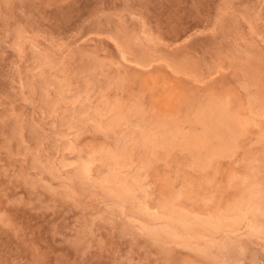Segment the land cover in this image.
Segmentation results:
<instances>
[{
    "label": "rangeland",
    "instance_id": "obj_1",
    "mask_svg": "<svg viewBox=\"0 0 264 264\" xmlns=\"http://www.w3.org/2000/svg\"><path fill=\"white\" fill-rule=\"evenodd\" d=\"M206 103L240 137L204 171L137 146L172 122L202 154L219 141L197 123ZM111 176L139 185L121 200ZM251 188L264 193V0H0V264H264V215L228 212ZM171 197L185 220L230 217L159 240Z\"/></svg>",
    "mask_w": 264,
    "mask_h": 264
},
{
    "label": "bare ground",
    "instance_id": "obj_2",
    "mask_svg": "<svg viewBox=\"0 0 264 264\" xmlns=\"http://www.w3.org/2000/svg\"><path fill=\"white\" fill-rule=\"evenodd\" d=\"M227 113H226V108L224 107V105H221V103L219 104L206 103V105L204 104L203 106H200L199 108L196 109V116H197L196 120H197V123L199 122L201 124L204 130V133L211 134L216 139L218 138L217 140H219L217 141L218 143H216L215 145L211 147L209 146H206L207 148L201 147L203 148L202 154H201L202 151L195 152V150H193L198 145L201 139L196 138V137L181 135V133L179 134L177 131H173L172 129H176V126L172 122L165 123V126H167L166 128H168V131L164 130L160 132V134L156 137L150 136L148 134H142V136H140L141 140L138 139L139 141L136 144L137 146L139 145V147L140 146L143 147V149H145L147 152H150V153H153L156 150V148H162V149L169 148L168 150H170L171 147H178V148L184 149L191 154L193 165L199 170L204 171L209 165H211L213 156L218 155V154L220 155V154L229 153L228 151H230V149L233 147V144L237 141L238 137H240V132H239L240 130H239V125H238L239 123H237L235 119H231V117L229 118L227 116ZM149 119L150 117L148 116L147 117L141 116L138 120L139 122L144 123V122H147ZM116 124H117V119L112 121L111 125L115 126ZM122 152L123 151L118 149L114 151V153H112L113 155L109 153L106 154L104 152L101 155H102V158H104L106 161L113 162L115 160V157L116 156L118 157V155L122 154ZM79 169L80 170L76 177L78 180H81V179L83 180L84 176L89 171L88 165L86 166L83 165ZM111 177L112 178L110 179H112V181L115 182L118 186L117 189L114 191H113L114 188L113 189L111 188L114 193L113 195L117 198H120L121 200L122 199L124 200L125 197H127L125 191L121 189L122 187L121 185H124V186L129 185V187L131 188V186H135L136 184L139 183L138 176L137 178L133 177L134 179L132 180V182L128 181L129 183L126 182L125 180H119L116 176L114 177L111 176ZM259 191L253 190L252 188L251 190L245 189V190L240 191L241 195H240L238 204L232 207L230 206L231 208L228 209V212L229 213L233 212L234 214L236 210L243 209L241 211L243 212L246 211L247 213H250L254 217H256L258 213H260V215L262 214L264 215V193L259 192ZM169 199L170 200L167 199L168 201L165 200V202L163 201V204L159 205L161 206L160 208H163L165 210V212L164 211L163 212H164V215L167 216L166 219L170 218V223L168 225L162 226L161 230H159L158 228L159 231L153 234L154 237L157 239L159 238V240L163 238L165 239L167 237L174 238V237L186 234V233L193 235L194 233L199 231L198 230L199 228L201 229L203 228L207 230V232L214 233V232H217L218 229H221L220 227H222V221L225 219H229L228 217H230L229 215L227 217L224 213L225 216L224 215H214L204 220L202 219L198 221L197 220H185V218L182 217L183 216L182 214L181 216L179 213L177 214L176 211H173L174 209H172V207L175 206V205H171L172 201L173 202L176 201V198L172 199L171 197ZM263 221L262 222L256 221V223L259 225L258 226L259 228L262 227V225H264ZM186 244L188 245V243ZM209 244L210 243H205V244H202L201 247L199 246L198 253L202 255H208V253H210V250H212L211 249L212 247L210 246L211 244L210 245ZM229 250H231L230 242L224 241L222 242L221 246L219 245L218 249L216 247V252L219 255H221L220 253H222V251L228 252Z\"/></svg>",
    "mask_w": 264,
    "mask_h": 264
}]
</instances>
